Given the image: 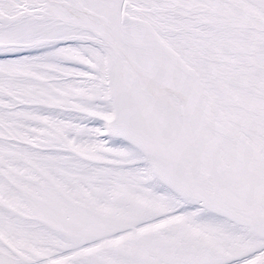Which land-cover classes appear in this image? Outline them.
I'll list each match as a JSON object with an SVG mask.
<instances>
[{
  "label": "snow or ice",
  "instance_id": "1",
  "mask_svg": "<svg viewBox=\"0 0 264 264\" xmlns=\"http://www.w3.org/2000/svg\"><path fill=\"white\" fill-rule=\"evenodd\" d=\"M0 264H264V0H0Z\"/></svg>",
  "mask_w": 264,
  "mask_h": 264
}]
</instances>
